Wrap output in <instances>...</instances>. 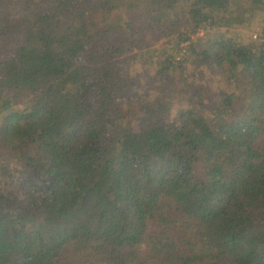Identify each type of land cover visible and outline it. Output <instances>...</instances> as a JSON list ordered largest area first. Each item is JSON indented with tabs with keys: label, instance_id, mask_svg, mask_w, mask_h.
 Masks as SVG:
<instances>
[{
	"label": "trees",
	"instance_id": "1",
	"mask_svg": "<svg viewBox=\"0 0 264 264\" xmlns=\"http://www.w3.org/2000/svg\"><path fill=\"white\" fill-rule=\"evenodd\" d=\"M239 3L0 0V264H264Z\"/></svg>",
	"mask_w": 264,
	"mask_h": 264
},
{
	"label": "rangeland",
	"instance_id": "2",
	"mask_svg": "<svg viewBox=\"0 0 264 264\" xmlns=\"http://www.w3.org/2000/svg\"><path fill=\"white\" fill-rule=\"evenodd\" d=\"M251 1L252 0H239V5L246 4V11L250 9L251 11ZM234 11V10H233ZM238 12L239 20L236 22H228V16L225 17V26L219 30L222 33H225L227 37L234 39L237 43H243L244 46L253 47V45H261L258 41L254 39V33L258 32V29L262 26V30H264V14L256 13L254 16L251 12H246V14H242ZM232 17V15H231ZM260 26V27H257ZM186 47V45H184ZM141 252H144V249H141Z\"/></svg>",
	"mask_w": 264,
	"mask_h": 264
},
{
	"label": "built area",
	"instance_id": "3",
	"mask_svg": "<svg viewBox=\"0 0 264 264\" xmlns=\"http://www.w3.org/2000/svg\"><path fill=\"white\" fill-rule=\"evenodd\" d=\"M254 39L258 41L261 45H264V33L259 31L254 33Z\"/></svg>",
	"mask_w": 264,
	"mask_h": 264
}]
</instances>
